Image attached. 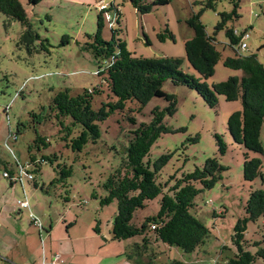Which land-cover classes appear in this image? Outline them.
I'll use <instances>...</instances> for the list:
<instances>
[{
    "label": "rangeland",
    "instance_id": "obj_1",
    "mask_svg": "<svg viewBox=\"0 0 264 264\" xmlns=\"http://www.w3.org/2000/svg\"><path fill=\"white\" fill-rule=\"evenodd\" d=\"M20 1L32 30L41 40H47L49 46L44 50L41 42L36 41L27 49L20 43L21 24L6 22L0 14V264H51L52 256H47L49 244L53 241L57 251L67 252L63 256L66 258V254L72 253L68 252V244L63 240L69 237L72 240L69 244L77 248L72 264H146L148 256L139 257L133 252L134 245L140 244L139 238L110 242L116 204L102 207L93 194L105 195L101 185L118 167L129 132L141 123H148L151 112L156 108L164 110L167 103L162 99H152L142 107L136 102L128 103L124 113L116 112L100 124L98 142L86 145L79 154L65 148L51 122L39 123V120L57 93L69 91L71 96H76L100 85L97 64L86 45L90 42L88 36L97 32V17L102 5L110 10V19L105 21L102 29L104 40L111 39L109 21L113 22L119 11L120 24L115 29L120 30L118 37L128 52L136 57L180 59L181 70L196 79L198 74L185 60L184 46L194 35L186 21L200 13V22L206 33L216 39V49L222 55L214 76L206 82L210 89L212 84L242 75V72L223 65V60L234 53L225 36L226 29L215 33L219 13H230L232 6L227 1L215 0L214 9H206L207 0H170L168 5L141 16L126 0H46L36 6ZM237 12L238 18L228 22L227 29L249 33V37L242 40L246 49H240V45L238 49L244 56L256 55L264 66V0H240ZM165 28L173 34L174 40H158L157 35ZM162 91L177 99L176 113L164 119L171 133L163 135L151 149L153 161L172 153L161 171L162 179L175 173L178 178V171L192 172L213 157L216 154L215 134L222 136L227 146L226 153L219 158L226 171L221 173V180L214 188L204 190L195 199L192 215L210 232L205 244L192 254L177 248L167 249L164 245L151 246L156 258L152 264H170L173 260L213 264L221 253L229 255L231 250L223 248H232L233 228L244 217L249 193L262 186L258 179L244 181L245 151L234 145L227 134L229 117L241 110V103L226 102L223 97H217V106L210 108L195 92L174 86L170 81L163 84ZM105 100L104 94L96 96L93 108H100ZM129 111L132 112L127 113ZM127 116L133 118L137 126L132 125ZM18 130V139L14 141L10 135L17 134ZM36 134L48 138L50 146L40 153L32 151V155L57 154L59 164L71 168L72 175L63 184L55 181L58 176L46 163L41 164L39 173H34L32 167H26L24 172L30 156L28 147ZM194 138L197 140L192 143L190 139ZM260 143L264 151V123ZM247 154L251 158H260L258 154ZM261 171L264 174V162ZM4 172H12L14 178H18L11 184L3 176ZM26 172L33 176V181H29ZM25 195L30 205L27 209L19 204L26 201ZM158 201L138 210L132 223L140 226L145 219L154 217ZM17 206L23 209L20 213ZM30 213L35 215L38 224L33 223ZM260 223L247 224V240L258 239L253 233ZM48 230L52 232L50 241ZM104 245L105 248L99 249ZM134 258L139 260L134 261ZM62 263L60 258L59 264Z\"/></svg>",
    "mask_w": 264,
    "mask_h": 264
},
{
    "label": "trees",
    "instance_id": "obj_2",
    "mask_svg": "<svg viewBox=\"0 0 264 264\" xmlns=\"http://www.w3.org/2000/svg\"><path fill=\"white\" fill-rule=\"evenodd\" d=\"M24 1L28 6H36L46 0ZM126 1L131 4L136 14L141 16L170 2V0ZM223 1H227L232 10L230 13H219L220 21L216 25L215 33L226 29L225 36L234 53L223 60V65L228 69L242 72L241 76L212 84V89L206 84L214 76L215 67L222 60V55L216 49V39L206 33L204 25L200 22V13L192 15L186 21L194 35L184 46L185 60L198 74L199 77L196 79L181 70L180 59L136 57L128 52L118 37L120 30L115 29V26L120 24L119 11L116 12L114 21H109L111 39L104 40L102 29L105 21L110 19L108 15L110 10L105 7L98 13L97 32L93 36H88L90 42L86 45V50L97 64L100 85L91 90H84L76 96H71L69 91L57 93L46 110H43L42 118L39 120V123L51 122L57 128L58 136L65 148L79 154L86 145H95L98 142L100 124L116 112L124 113L128 103L136 102L140 107L152 99H162L167 103L164 110L156 108L151 112V120L148 123L137 126L133 118L126 117L137 127L129 132L127 146L120 153L118 167L101 185L105 195L101 197L96 192L93 194L95 199H99L102 207L116 204L117 212L112 221L111 240L121 242L139 238L140 244L134 245L133 252L139 257L148 256L149 262L146 264H152L154 260L155 254L151 246L164 245L192 254L205 244L210 232L192 215L196 207L195 199L204 190L214 188L221 180V173L226 171L220 165L219 158L224 156L227 146L222 136L215 134L216 154L213 157L206 160L202 166L195 167L192 172L178 171L180 172L178 178L175 173L166 180L162 179L161 171L172 153L163 154L153 161L151 149L163 135L171 133L164 119L176 113V97L162 91L166 81L195 92L210 108L217 106V97H223L226 102L240 101L241 110L232 113L227 122V134L234 145L245 151L244 181L254 182L258 179L262 186L249 193L244 206V217L239 219L233 228L230 239L232 248H223L231 250L229 255L221 253L220 258L213 264H264V224H261L264 222V174L261 171L264 151L260 143V130L264 123V66L259 63L256 55L244 56L238 49V45L248 33H239L234 28L227 29V23L238 18L240 0ZM214 5L215 0H207L204 8L214 9ZM0 14L5 17L6 22L16 21L21 24L23 32L20 43L27 49L36 41L41 42L44 50L49 46L47 40H41L32 30L20 0H0ZM157 38L160 42L167 38L174 40L168 28L158 34ZM102 94L106 95L105 102L100 108L94 109V98ZM19 130L14 134L16 141ZM196 140L197 138L190 139L192 143ZM49 146L48 138L36 134V138L28 147L30 156L27 166L23 168L24 172L26 167H32L34 173H39L41 164L46 163L57 174L58 178L55 181L63 184L71 177L72 170L65 164H59L57 154L42 157L32 155V151L40 153ZM247 153L258 154L260 158H251ZM4 174L11 184L12 180L18 178H14L12 172ZM26 176L29 181L34 180L30 173L26 172ZM34 186L37 188L36 184ZM157 199L159 201L156 215L145 219L140 226H135L132 223L134 214ZM258 222H261L260 226L253 233L258 239L247 240L245 238L247 224ZM170 264L191 263L173 260Z\"/></svg>",
    "mask_w": 264,
    "mask_h": 264
},
{
    "label": "crops",
    "instance_id": "obj_3",
    "mask_svg": "<svg viewBox=\"0 0 264 264\" xmlns=\"http://www.w3.org/2000/svg\"><path fill=\"white\" fill-rule=\"evenodd\" d=\"M27 202H28V205H29V201H28V199H27V196L25 195V198H24ZM30 206V205H29ZM12 207V206H11ZM16 208H18V212L20 213L21 212V210H23V209H21L20 210V208L17 206ZM15 209V208H14ZM29 209H30V207H29ZM35 212H37V210L35 209ZM32 213H30V215H31ZM34 217H35V215L34 214H32ZM36 218V217H35ZM37 219V218H36ZM42 225V224H41ZM44 228V227H43ZM52 233V232H51ZM50 230H48V238H49V241H50ZM63 241H65V242H67V250H68V252H70V253H72V254H66L67 255V257L65 258V257H63L64 256V254L65 253H67V252H65V253H61V252H59V251H57L56 250V248H55V246H54V244H53V241H52V243H51V245L49 244V254L47 255V256H49V257H51L52 256V260H53V257L55 256V255H53V254H58L59 256H60V258H61V260H62V264H72L74 261H75V250L77 249L75 246H73L72 244H69V241H71L72 242V240H71V238L69 237V238H65ZM62 241V242H63ZM110 242H118V241H110ZM110 242H106V244H109ZM122 242V241H121ZM106 246L104 245V246H102V247H100L99 249H101V248H105ZM166 248L167 249H170L169 247H167L166 246ZM79 252H80V250H79ZM81 253H84V251L83 252H81ZM83 256H84V254L80 257V258H83ZM70 259V260H69ZM154 259H156V258H154ZM51 260V261H52ZM139 259L137 258V260L134 258V261H138ZM51 261H50V263H51ZM66 261V262H65ZM148 262H149V260H148ZM147 262V263H148ZM33 264H37V262H34Z\"/></svg>",
    "mask_w": 264,
    "mask_h": 264
},
{
    "label": "built area",
    "instance_id": "obj_4",
    "mask_svg": "<svg viewBox=\"0 0 264 264\" xmlns=\"http://www.w3.org/2000/svg\"><path fill=\"white\" fill-rule=\"evenodd\" d=\"M103 9H105V6L104 5H102L100 7V10H103ZM248 37H249V33L248 34H245V36L243 38H248ZM240 49H242V50H245L246 49V45L243 42L240 44ZM10 136L13 138L14 141L16 140V137H15L14 134L13 135H10ZM3 176L5 178L7 177L6 174H3ZM29 178H31V176H29ZM19 204H20V206L22 208H25V209L28 208V202L27 201H20ZM30 218L32 219V221H33L34 224H38V221L35 219V217L33 215H30ZM59 263H60V257H59V255H55L53 257V260H52L51 264H59Z\"/></svg>",
    "mask_w": 264,
    "mask_h": 264
}]
</instances>
